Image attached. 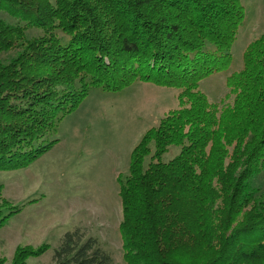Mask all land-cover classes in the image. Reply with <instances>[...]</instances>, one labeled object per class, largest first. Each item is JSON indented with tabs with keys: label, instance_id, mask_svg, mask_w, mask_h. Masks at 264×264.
<instances>
[{
	"label": "trees",
	"instance_id": "1",
	"mask_svg": "<svg viewBox=\"0 0 264 264\" xmlns=\"http://www.w3.org/2000/svg\"><path fill=\"white\" fill-rule=\"evenodd\" d=\"M2 13L17 22L0 17V170L49 150L93 88H176L179 109L136 145L120 180L123 259L264 264V192L252 182L264 168V34L226 78L233 103L219 108L199 90L230 64L245 18L237 0H0ZM34 28L41 33L28 36ZM173 147L178 155L161 161ZM3 204L0 228L19 211ZM45 250L19 247L10 264ZM52 261L113 264L79 229L64 234Z\"/></svg>",
	"mask_w": 264,
	"mask_h": 264
},
{
	"label": "rangeland",
	"instance_id": "2",
	"mask_svg": "<svg viewBox=\"0 0 264 264\" xmlns=\"http://www.w3.org/2000/svg\"><path fill=\"white\" fill-rule=\"evenodd\" d=\"M245 18L230 48L226 70L204 78L199 90L219 108L233 103L226 78L244 67V52L264 34V0H237ZM10 24L16 19L2 13ZM36 28L27 35H38ZM60 34V33H58ZM180 90L135 82L118 91L93 88L67 114L50 137L57 142L25 168L0 170L3 200L19 209L0 228V259L10 264L19 247L46 246L26 264H53L54 250L65 233L79 229L107 250L113 264L123 259L120 180L127 176L136 145L179 109ZM49 140V141H50ZM180 152L162 154L167 162ZM253 184L264 192V168Z\"/></svg>",
	"mask_w": 264,
	"mask_h": 264
}]
</instances>
